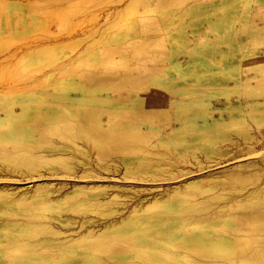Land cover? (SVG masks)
<instances>
[{"label": "bare ground", "instance_id": "bare-ground-1", "mask_svg": "<svg viewBox=\"0 0 264 264\" xmlns=\"http://www.w3.org/2000/svg\"><path fill=\"white\" fill-rule=\"evenodd\" d=\"M75 1L0 21V264H264V0Z\"/></svg>", "mask_w": 264, "mask_h": 264}, {"label": "rangeland", "instance_id": "rangeland-1", "mask_svg": "<svg viewBox=\"0 0 264 264\" xmlns=\"http://www.w3.org/2000/svg\"><path fill=\"white\" fill-rule=\"evenodd\" d=\"M14 2H15V0H11L10 2H8L9 4L5 3V4H1V6H0V8H1L0 11L3 13L2 18H0V21L4 22L3 26H5L6 30H8L9 25L11 23H13V22H15V20H17V16L9 15L8 11L6 9L7 5H13ZM97 2H99V0H76L75 2L72 3V7L75 8L78 13H83L84 11H86V9L88 7L93 6ZM5 14H7V15H5ZM9 16L11 17L10 21L8 19V18H10ZM28 19H29V21H28L29 27L21 26L22 32L15 36V38H17V43H16V40L14 42H15L16 46H18V48L21 47V45L24 42H26L28 40H32V39L42 35L41 30H37V29L35 30L34 29L35 27L32 25L33 16L29 17ZM98 62H99V60L94 62V65H96ZM109 66L110 67L113 66V68H111L113 70H119L120 69V67H119L120 63L118 62V60H115L114 64H111ZM18 70H21V72H25L24 71V65H22V63L16 64V63H13L12 60H10V59L9 60L5 59V60L1 61V63H0V79H2V80L6 79L7 80L8 78H11V77L17 75L20 72ZM21 74H24V73H21ZM43 121L40 120L38 122H40V124L46 125L47 124L46 120H43Z\"/></svg>", "mask_w": 264, "mask_h": 264}]
</instances>
